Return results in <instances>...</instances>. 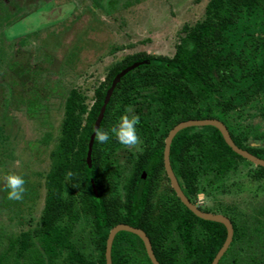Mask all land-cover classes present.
Segmentation results:
<instances>
[{
  "label": "trees",
  "instance_id": "obj_1",
  "mask_svg": "<svg viewBox=\"0 0 264 264\" xmlns=\"http://www.w3.org/2000/svg\"><path fill=\"white\" fill-rule=\"evenodd\" d=\"M259 9L264 13V0H209L205 19L183 28L172 57L140 52L115 64L95 89L89 110L72 89L64 105L54 164L46 175L42 216L32 232L38 247L23 232L9 239L0 253V264H6L12 252V264H52L63 253L66 264H105L109 230L119 223L141 228L160 264H211L226 238L224 225L197 217L171 186L170 202L163 197L154 203L152 195L161 178L169 183L163 167L164 139L181 121L216 118L226 125L237 146L264 159V147L244 143L228 123L231 111L264 91V35L258 42L253 33L245 32L249 26L241 19ZM136 62L144 63L114 83L122 70ZM118 100L121 104L113 111ZM129 106L134 112L126 114L139 117L136 127L143 150L129 154L124 167L115 156L122 145L115 137L100 144L95 130L108 131ZM170 163L192 203L201 190L206 192V186L224 184L241 163L253 164L235 153L213 126L180 130L171 142ZM68 171L74 173L70 183L65 182ZM251 172L252 179L264 180V167L255 166ZM65 190L69 199L63 198ZM73 192L80 202L78 212L72 210ZM79 212L91 221L99 251L96 261L72 241ZM261 212L241 220L220 212L230 219L233 237L218 264H264V209ZM111 260L112 264H152L141 239L127 231L116 233Z\"/></svg>",
  "mask_w": 264,
  "mask_h": 264
},
{
  "label": "rangeland",
  "instance_id": "obj_2",
  "mask_svg": "<svg viewBox=\"0 0 264 264\" xmlns=\"http://www.w3.org/2000/svg\"><path fill=\"white\" fill-rule=\"evenodd\" d=\"M42 1L29 0L21 11H8V17L0 18V253L9 239L23 232H28L34 247H38L32 232L42 216L46 175L54 164L53 152L61 137L69 92L77 90L89 110L95 89L115 64L140 52L172 57L184 35L183 28L203 21L209 2L54 0L48 5V0ZM26 13L33 14L24 19ZM241 19L249 26L245 32L253 33L260 42L264 35L263 11L259 9ZM7 24L4 35L2 30ZM120 104L118 100L112 110ZM228 123L244 143L264 147V91L231 111ZM142 150V141L134 148L122 145L115 153L118 164L126 167L128 155L135 156ZM254 168V164L241 163L224 184L201 190L193 197L194 204L211 213H230L240 220L262 214L264 180L252 179ZM13 173L25 180L26 192L21 201L7 199L4 177ZM69 194L65 190L63 198L69 199ZM73 194L72 210L78 212L80 202L76 192ZM163 197L169 202L172 199L170 184L161 178L152 201L156 203ZM72 241L88 259L97 260L92 224L81 212L73 224ZM64 256L52 264H66ZM13 258L14 252L6 264H12Z\"/></svg>",
  "mask_w": 264,
  "mask_h": 264
},
{
  "label": "water",
  "instance_id": "obj_3",
  "mask_svg": "<svg viewBox=\"0 0 264 264\" xmlns=\"http://www.w3.org/2000/svg\"><path fill=\"white\" fill-rule=\"evenodd\" d=\"M144 63V62H136L132 65H130L129 67L125 68L124 70H122L114 79V83L122 76L124 75L126 72H128L129 70L135 68L136 66H138L139 64ZM111 93V89L108 91L107 96H106V101L109 97ZM103 108L101 109V114H102ZM101 114L98 117V120L96 122V127L98 125V122L101 118ZM200 126H213L215 128H217L219 130V132L221 133L224 141L226 142V144L238 155L242 156L243 158H245L246 160H248L249 162L253 163L255 166H262L264 167V159L257 157L255 155H253L252 153L248 152L245 149L240 148L239 146H237L234 141L232 140L230 133L226 127V125L216 119V118H206V119H190V120H186V121H181L178 124H176L172 129L169 130L168 134L166 135L165 139H164V148H163V167L165 170V173L169 179V184L171 186V188L173 189V191L175 192L176 196L180 199V201L182 202L183 205H185L193 214H195L197 217L203 219V220H208V221H214V222H218L221 223L222 225H224V227L226 228V238L221 246V248L218 250V252L216 253L215 257L213 258L211 264H218L219 259L222 257V255L225 253V251L227 250V248L229 247L231 241H232V237H233V226L232 223L230 221V219L223 215V214H219V213H211V212H206L203 211L201 209L198 208V206L194 203H192L188 197L184 194V192L182 191L179 182L172 170L171 167V163H170V146H171V142L172 139L174 138V136L182 129L187 128V127H200ZM93 137L94 134H92L91 136V140H90V146L92 144L93 141ZM120 231H127L130 233H133L135 235H137L143 242L144 247H145V251L146 254L148 256V258L150 259L152 264H160L154 253L152 250V246L150 243V240L148 238V236L145 234V232L142 229L139 228H135L133 226H130L128 224H124V223H119L116 224L115 226H113L108 233L107 239H106V244H105V264H112V260H111V248H112V243H113V239L116 235V233L120 232Z\"/></svg>",
  "mask_w": 264,
  "mask_h": 264
},
{
  "label": "clouds",
  "instance_id": "obj_4",
  "mask_svg": "<svg viewBox=\"0 0 264 264\" xmlns=\"http://www.w3.org/2000/svg\"><path fill=\"white\" fill-rule=\"evenodd\" d=\"M127 112L133 113L134 109L129 106ZM139 117L133 115H122L117 124L108 131L97 129L95 130V140L100 144L107 143L112 137L123 145L125 148H134L141 143L140 137L137 134V125ZM111 134V135H110ZM19 161H17V165ZM74 173L68 171L65 176V182L70 183ZM5 189L7 190V199L13 201H21L26 192L25 180L17 174H8L4 177Z\"/></svg>",
  "mask_w": 264,
  "mask_h": 264
},
{
  "label": "flooded vegetation",
  "instance_id": "obj_5",
  "mask_svg": "<svg viewBox=\"0 0 264 264\" xmlns=\"http://www.w3.org/2000/svg\"><path fill=\"white\" fill-rule=\"evenodd\" d=\"M29 0H0V18L5 19L6 17H8V11L10 12H15L17 10H22L23 9V5H27ZM54 0H48L47 4L50 5L53 3ZM46 2V0L42 1V3ZM12 4H15L14 6H12ZM41 11V9L36 10V12ZM29 14V13H28ZM27 13L24 14V19L27 18L28 16L32 15L33 13L28 15ZM26 15V16H25ZM8 19V18H7ZM22 19H19L18 21H16L13 25H11L10 27L14 26L16 23L20 22ZM8 27V24L6 25V27H4V29L2 30L4 35L6 34V29ZM134 227V226H133ZM138 228V227H135ZM141 229V228H139ZM146 234V233H145ZM114 240V239H113ZM142 241V240H141ZM145 248V247H144Z\"/></svg>",
  "mask_w": 264,
  "mask_h": 264
}]
</instances>
